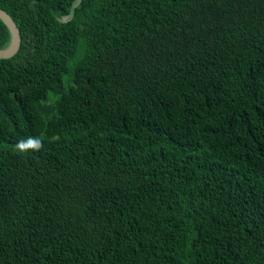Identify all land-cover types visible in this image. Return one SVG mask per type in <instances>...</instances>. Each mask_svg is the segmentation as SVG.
<instances>
[{
    "label": "trees",
    "instance_id": "1",
    "mask_svg": "<svg viewBox=\"0 0 264 264\" xmlns=\"http://www.w3.org/2000/svg\"><path fill=\"white\" fill-rule=\"evenodd\" d=\"M73 2L0 0V264H264V0Z\"/></svg>",
    "mask_w": 264,
    "mask_h": 264
},
{
    "label": "water",
    "instance_id": "2",
    "mask_svg": "<svg viewBox=\"0 0 264 264\" xmlns=\"http://www.w3.org/2000/svg\"><path fill=\"white\" fill-rule=\"evenodd\" d=\"M82 0H74L70 12L67 16V20H70L73 18L74 13L78 5L81 3ZM0 19L5 23V25L8 27L10 33H11V42L10 44L0 49V58H10L13 57L19 50L21 45V35L18 30L17 25L15 24L14 20L11 18V16L5 12L3 9L0 8Z\"/></svg>",
    "mask_w": 264,
    "mask_h": 264
},
{
    "label": "clouds",
    "instance_id": "3",
    "mask_svg": "<svg viewBox=\"0 0 264 264\" xmlns=\"http://www.w3.org/2000/svg\"><path fill=\"white\" fill-rule=\"evenodd\" d=\"M36 146H37V147H39V146H40V145H39V142H36Z\"/></svg>",
    "mask_w": 264,
    "mask_h": 264
}]
</instances>
